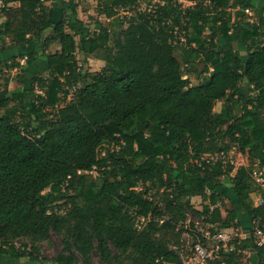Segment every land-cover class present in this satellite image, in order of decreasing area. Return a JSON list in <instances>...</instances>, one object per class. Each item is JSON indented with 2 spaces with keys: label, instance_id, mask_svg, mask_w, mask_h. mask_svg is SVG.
Instances as JSON below:
<instances>
[{
  "label": "trees",
  "instance_id": "obj_1",
  "mask_svg": "<svg viewBox=\"0 0 264 264\" xmlns=\"http://www.w3.org/2000/svg\"><path fill=\"white\" fill-rule=\"evenodd\" d=\"M4 1L0 264H43L53 234V264H182L184 232L206 242L185 227L192 214L212 234L249 233L214 264H264L251 234L264 223L251 177L264 169V4L149 0L130 13L142 0H98L109 21L92 30L75 0ZM78 54L106 65L87 71ZM39 60L47 76L32 72ZM236 147L250 166L207 158Z\"/></svg>",
  "mask_w": 264,
  "mask_h": 264
},
{
  "label": "built area",
  "instance_id": "obj_2",
  "mask_svg": "<svg viewBox=\"0 0 264 264\" xmlns=\"http://www.w3.org/2000/svg\"><path fill=\"white\" fill-rule=\"evenodd\" d=\"M156 1L157 0H153V2ZM5 7H6L5 1L0 0V20L4 18ZM245 12L247 14L252 15L251 9H246ZM231 153L232 151L230 153L221 152L215 155H207V158L209 157L211 160H215V161L223 160L225 163L230 162L231 164L237 167L245 165L243 162L244 156L241 153L240 156L242 157L241 160L242 163H239L238 161L234 160ZM251 177L260 188V192L256 196L255 205L258 207L264 206V169H261L259 167L257 161L252 166ZM153 217L154 216L150 214L148 216V220L153 219ZM166 219L167 217L157 218V220L160 223H163L164 220ZM139 221H140L139 225H143V223L147 222L146 217L140 218ZM192 223L195 224L196 230L198 232H201L206 242H202V240H198L196 241V243H191V245H189L186 240H183V245L181 246L182 250L179 251L182 264H214V262L217 259H221L220 251L222 249L226 251H232L234 250V245H230L232 241H234L236 238L246 239L249 236L248 232L243 231V229L239 227L223 229L215 234H212V232L204 231V229L201 228L204 226L210 227L209 224L203 223L201 219L197 221H192L191 219H188V221L185 224V227L190 228ZM186 233L189 232L187 231ZM251 234L255 238L257 245L264 249V223L261 225L259 224L254 225ZM190 236L192 235L190 234Z\"/></svg>",
  "mask_w": 264,
  "mask_h": 264
},
{
  "label": "rangeland",
  "instance_id": "obj_3",
  "mask_svg": "<svg viewBox=\"0 0 264 264\" xmlns=\"http://www.w3.org/2000/svg\"><path fill=\"white\" fill-rule=\"evenodd\" d=\"M75 1L78 4L79 17L82 20H84L89 25V27L92 30H95V28L97 27L96 26V22L97 21H101V22H103L105 24L108 23L109 20L105 16H100L97 13L98 0H75ZM180 1H182L185 6H188V5L191 4L187 0H180ZM148 2H149V0H142L141 3L139 4L140 6L136 7L132 11H130V13L134 12L135 10H143V9H145L147 4H148ZM263 4H264V0H259L258 6L261 7V5H263ZM124 13L127 14L129 12L128 11L121 12V14H124ZM248 15H250V14H248ZM250 16L253 17V12H252V15H250ZM253 20H254V18H253ZM49 33H50V31L46 32L47 35ZM55 48L56 47H53L52 49L54 50ZM77 57H78L80 65H82V67L85 70L90 71V72L100 71L106 65L105 61H103V60L90 59V60H88L87 63H84V56L83 55L78 54ZM6 71H8V69L4 71V73L6 75H8L9 72H6ZM17 73H19V71L14 69L11 72V76L13 77ZM44 75L47 76V74H44ZM198 82L199 81L193 77L192 83L193 84H197ZM3 84H4V80H0V85H3ZM17 88H18V84L16 82L12 81L10 83V85H9V90L10 91H14ZM246 88H247V86L245 87V89ZM35 91H36V93H42L41 90H39V89H36ZM68 98L70 99L71 96H69ZM222 105H223V102H218L216 104L215 110H220ZM231 155L233 156L234 160L238 161L239 163H242L241 162L242 157L240 156V152H239V149L237 147L232 150ZM243 158H244V161H243L244 164L246 166H250V162H249L248 156L245 155ZM192 204L197 210H202V206L204 204V201L202 200L201 197L197 196V197L192 198ZM222 209H223L224 213L226 214V210L229 209L227 203H225L224 208L222 206ZM189 219H191L192 221L200 220L196 215H193V214L189 216ZM201 228H203L204 231H205L204 227H201ZM182 240H186L189 245H191V243H193L192 236H190V234L186 233V232H184L182 234ZM22 243H23V241L20 240V239L16 241V244L18 246H21ZM62 248H63V245H62L61 238L58 235H56V234L52 235V239H51L50 242L41 243V257H42V260H43V264H53L52 263L53 258L61 252ZM93 259H94V264H105L97 256H94ZM18 263H20V264H32V262H30L28 259H21V260L18 261Z\"/></svg>",
  "mask_w": 264,
  "mask_h": 264
},
{
  "label": "crops",
  "instance_id": "obj_4",
  "mask_svg": "<svg viewBox=\"0 0 264 264\" xmlns=\"http://www.w3.org/2000/svg\"><path fill=\"white\" fill-rule=\"evenodd\" d=\"M62 1H69V0H51L50 2H49V4L50 3H57V4H60ZM41 39H35L33 42H32V45H31V48H34V49H38V50H41ZM13 54H15V51H13L12 52V54L11 55H13ZM90 60V59H89ZM22 62H23V60H22ZM24 63V62H23ZM46 68V63L44 62V61H42V60H39L36 64H35V66H34V68H33V71L32 72H35V73H37V72H42V71H44V69ZM45 74V72H42V75H44ZM29 75V74H28ZM38 75V74H37ZM28 77V76H27ZM21 88H23V87H19V88H17L16 90H14V91H18V90H22ZM221 109H222V106H221ZM221 109L220 110H216L217 112H219V111H221Z\"/></svg>",
  "mask_w": 264,
  "mask_h": 264
}]
</instances>
